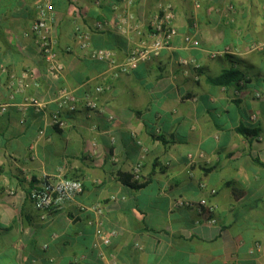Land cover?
Returning a JSON list of instances; mask_svg holds the SVG:
<instances>
[{
    "label": "crops",
    "instance_id": "0c3cea01",
    "mask_svg": "<svg viewBox=\"0 0 264 264\" xmlns=\"http://www.w3.org/2000/svg\"><path fill=\"white\" fill-rule=\"evenodd\" d=\"M42 1L0 0V264H264V49H247L264 41V0H168L171 45L117 76L86 56L75 32L123 61L167 0H50L58 79L31 31ZM128 11L136 29L124 33L118 25ZM225 71L240 78L213 82ZM96 85L105 88L103 111L90 112L83 99ZM62 87L78 103L57 128L50 117ZM137 162L139 188L120 179ZM46 177L80 179L84 190L42 218L28 195ZM177 197L206 207L172 206ZM98 219L115 231L106 247L93 246Z\"/></svg>",
    "mask_w": 264,
    "mask_h": 264
},
{
    "label": "built area",
    "instance_id": "2783aa9c",
    "mask_svg": "<svg viewBox=\"0 0 264 264\" xmlns=\"http://www.w3.org/2000/svg\"><path fill=\"white\" fill-rule=\"evenodd\" d=\"M131 4V0H122ZM73 5V4H72ZM36 17L31 25L32 34L35 37L37 48L46 62V72L53 78L58 79L64 70L63 64L58 60L56 44L57 41L54 36L51 35L48 21L53 13V5L50 0H45L37 3ZM226 11L233 12L234 7L228 5ZM218 12V10H216ZM175 13L170 1H165L159 5V11L151 18L149 22L150 30L147 37L140 38L129 49L127 55L123 61L118 62L116 60L113 50L108 48H93L90 46L89 34L77 30L75 37L78 42L79 48L86 53V56L91 60L104 62L108 68L112 70L113 76L119 74L131 73L138 65L152 57L158 56L163 49L168 48L175 35L177 34V27L174 23ZM134 20V14L130 11L126 12L124 16L120 17L118 29L124 33H128L136 28L132 26ZM103 25L101 22L95 24V29L101 30ZM186 42L192 45H197L196 40H192L189 36L185 37ZM249 51L264 49V41L259 43H251L248 45ZM230 52V49H225L223 53ZM213 56L217 53H212ZM183 65H191L197 72L199 64L194 58H184L180 60ZM197 77V73H196ZM246 81L242 78L238 81V85L242 86ZM103 85H96L92 92L84 95V106L90 112L103 111L99 106V95L104 90ZM239 91H235L234 94H238ZM254 97L261 98V92H254ZM57 110L51 114L50 124L57 128H64L67 126V119L65 114L73 113L77 109L78 97L66 87L59 88L56 96ZM28 105L34 106L39 109L42 105L35 98H30ZM5 111V106L0 105V114ZM250 122L254 123L257 120L255 113L251 114L249 118ZM200 157L204 155L199 154ZM189 163H194V157L192 154H188ZM141 162H137L133 165L130 171V181L136 184H143L145 179L141 173ZM202 188L205 185H200ZM84 190L83 182L80 179L73 178H51L46 177L41 180L36 186L29 191V198L34 204L35 208L41 213L43 218L46 213L50 211H56L62 208L65 202L80 195ZM8 194H12V190H6ZM172 206L178 207H195L200 212H203V208L206 207V200L200 199L198 202L177 197L173 199ZM91 210L97 213H101L102 209L98 205L91 206ZM207 222L214 223V219H207ZM115 231L112 229H106L103 220L98 219L95 226V235L97 241L94 243V247L108 246L111 242L112 236ZM258 248V247H257ZM110 264H116L112 262Z\"/></svg>",
    "mask_w": 264,
    "mask_h": 264
},
{
    "label": "trees",
    "instance_id": "16d2710c",
    "mask_svg": "<svg viewBox=\"0 0 264 264\" xmlns=\"http://www.w3.org/2000/svg\"><path fill=\"white\" fill-rule=\"evenodd\" d=\"M238 77L240 78L238 72L225 71L222 75H220L219 77L214 79L213 82H216L217 84H223L224 85V84H228V83L237 81L239 79ZM239 131L243 134L255 133L254 130L243 129V128H240ZM120 179L124 184H129V185L137 187V188H139L143 185V184L132 183L130 181V175L122 174L120 176Z\"/></svg>",
    "mask_w": 264,
    "mask_h": 264
}]
</instances>
